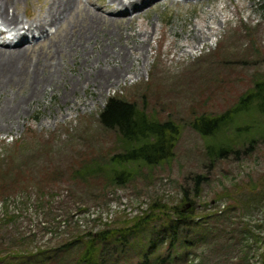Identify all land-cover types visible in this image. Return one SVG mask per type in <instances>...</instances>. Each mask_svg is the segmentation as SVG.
Returning <instances> with one entry per match:
<instances>
[{
	"label": "rangeland",
	"instance_id": "obj_1",
	"mask_svg": "<svg viewBox=\"0 0 264 264\" xmlns=\"http://www.w3.org/2000/svg\"><path fill=\"white\" fill-rule=\"evenodd\" d=\"M50 1L19 0L15 9L29 21ZM78 6L59 25L27 34L24 60L8 69L23 68V79L0 85V169L10 173L0 194L1 264H72L81 249L58 250L62 243L122 227L152 204L193 210L189 236L168 250L156 228L155 249L145 236L132 237L124 252L103 249L101 264H143L146 256L147 264H264V115L239 113L209 138L192 127L198 115L225 112L264 74V0H155L137 12L109 0ZM121 11H129L123 20ZM112 96L176 121L179 138L170 161L133 165L139 172L120 185L99 176L88 186L70 179L67 167L81 158L107 166L120 150L99 122ZM227 139L231 150L209 156ZM44 170L57 175L41 179ZM18 175L25 178L11 189ZM37 249L45 254L6 255Z\"/></svg>",
	"mask_w": 264,
	"mask_h": 264
},
{
	"label": "trees",
	"instance_id": "obj_2",
	"mask_svg": "<svg viewBox=\"0 0 264 264\" xmlns=\"http://www.w3.org/2000/svg\"><path fill=\"white\" fill-rule=\"evenodd\" d=\"M252 109H255L256 113L264 115V74L254 79L252 87L242 93L237 101L225 112L216 115H198L194 118L192 127L201 136L209 138L210 135L215 136L220 128H227L235 115L246 111L249 112ZM99 122L105 129L115 132L116 141L120 150L110 155L107 166L95 158L90 161H83L84 158H81L80 161L72 160L67 167V172L70 171L69 177L72 180L90 186L91 183L96 181L97 177L102 176L108 178L106 183L110 182L113 185H120L128 181L134 172L137 171L133 168V165L137 167L141 165L152 167L170 161L174 155V148L179 138L180 125L172 119H156V117L148 114L143 107L140 108L135 102L114 96L109 97L99 113ZM235 129L237 132L239 131V127ZM232 148L227 139L221 145H211L208 148L209 156H221ZM48 152L49 147L46 146L44 153ZM47 170L40 173L41 179H51L57 175V171ZM138 172L139 170L134 175ZM9 174L7 169H0L1 195L7 192H5L6 186L4 179ZM24 178V175H18L12 181L10 185L11 189L16 188L15 185L23 181L22 179ZM203 180L204 176H196L195 196L199 195L200 185ZM183 199L189 200L186 189H184ZM193 216V210L190 208L186 211L178 209L176 206L169 207L166 205L158 206V204H152L148 213L145 212L142 215L135 216L122 227H106L95 233L91 231L82 232L81 235H78V239H72L62 243L58 250L66 251L76 246L81 250L78 251L76 259L72 264H101L99 258L100 252L103 249L107 251L113 246H120L122 249L121 252H124L126 246H129L132 237L140 238L145 236L148 239V242H146L147 245L152 244L148 250L152 249L151 247L155 245L153 242L157 240H150L149 235L156 228H159L156 233L160 237L158 241L161 244L169 241L167 249L170 250L178 245L177 243L181 240L180 238L186 239L189 236ZM156 247L157 245L154 246V249ZM2 251L0 247V253ZM45 251L37 249L28 255L20 252H11L6 255H11V257L16 259L24 258L25 256L34 259L33 256L37 258V256L44 255ZM3 258L4 256L0 254V264L4 262H2ZM144 258L143 264H147V256ZM7 264H10L9 261Z\"/></svg>",
	"mask_w": 264,
	"mask_h": 264
},
{
	"label": "bare ground",
	"instance_id": "obj_3",
	"mask_svg": "<svg viewBox=\"0 0 264 264\" xmlns=\"http://www.w3.org/2000/svg\"><path fill=\"white\" fill-rule=\"evenodd\" d=\"M18 1L19 0H0V40H1V42H0V85H11V84H14L17 81H21L23 79L22 77L25 75V72H24L23 68H20L21 70L16 69L12 73H10L11 70H8V69L12 68V64L15 61H18L19 62L20 60H24L23 57L25 56V54H27V51L30 48V47L28 48V46L26 44V41L28 40L27 34L28 33H32L33 34V32H38V31L42 32V30L45 31V28H43L45 26V24H49V25H56L57 24V25H59L62 21H64L67 18H69L70 15H71V13L74 11V9L76 10V8L79 7L78 5L80 4V0H51L50 3L47 4V6L44 9L42 15H40L39 17H36L34 19H31L29 21L28 20L24 21L22 19V17H20L19 14H17V11L15 9L16 4L18 3ZM109 1L111 3H115V4H117L118 6H121V7H129L132 12H137V10H143V9H145V7L147 5H149L153 1L155 2V0H150V1H147V0H109ZM128 12L127 11H124V12L121 11V13H120V15H121L120 20H123L124 17L127 16V13ZM116 14H118V13H116ZM91 16L94 19L95 18L96 19H101L98 14H96V15L95 14H92ZM120 20H118V21H120ZM192 30H194V35L193 36H195V30H196V34H199L198 41H201L202 39L200 37V30L199 29H196V26H193V29ZM52 33H51V35H54L56 32L54 31V33L53 34ZM11 37L17 38L16 43H13V45L9 44L12 41H7L6 40L7 38H11ZM33 38H34V36H33ZM5 43H8V44H5ZM6 45L9 46V49L10 50L2 49V48H8V46H6ZM73 54H74V52H73ZM117 57H118V55H117ZM112 61H114V60H112ZM51 67H53V66H51ZM52 73H54V71ZM103 82H105V81L103 80ZM0 92H2V91H0Z\"/></svg>",
	"mask_w": 264,
	"mask_h": 264
}]
</instances>
